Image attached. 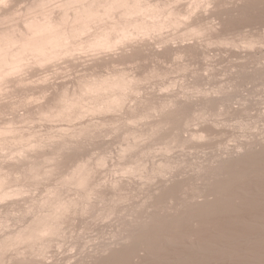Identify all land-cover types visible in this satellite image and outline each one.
Listing matches in <instances>:
<instances>
[{"label": "rangeland", "instance_id": "rangeland-1", "mask_svg": "<svg viewBox=\"0 0 264 264\" xmlns=\"http://www.w3.org/2000/svg\"><path fill=\"white\" fill-rule=\"evenodd\" d=\"M36 1L0 0V32L94 5ZM149 1L162 29L1 81L0 264H264V0ZM122 70L123 106L54 110Z\"/></svg>", "mask_w": 264, "mask_h": 264}, {"label": "bare ground", "instance_id": "bare-ground-1", "mask_svg": "<svg viewBox=\"0 0 264 264\" xmlns=\"http://www.w3.org/2000/svg\"><path fill=\"white\" fill-rule=\"evenodd\" d=\"M38 1H40V3H38L36 1L37 4L38 5L41 4V7L43 8L44 6H42V5H44V4H42V3H44L46 0L44 2H43V0H38ZM68 1L70 2L71 0H68ZM68 1L65 0V2H67V3H68ZM75 1L72 0L71 3L73 4V3H75ZM93 1L91 2L92 4L96 5L97 7L99 5L100 11H101L102 8H103V10L100 12L99 11V7L95 8L94 5H91V7L93 6L92 10H91L90 3H89L90 9H89V7H87L88 3H87V5H85L86 4L85 3L84 5H82L83 9L85 8V10L82 11L81 9H79V10H77L78 11L77 13H76V10H75V12L73 11L74 13H76V15L74 14L75 18L72 16L73 14L69 15L70 17H68L66 22L69 19H72L71 17H73V19L71 20V21H73V23H71V21L69 20L70 26H68L69 22H67V24H66V22L64 21L65 18H63L64 20L62 18L60 20H54L57 16L53 17V20L47 18L48 15H49V12L48 13L46 12L47 11L46 7H48V6H46L45 9H43L41 12L38 10L39 13H41V14L44 13V11L46 10L45 12H46V14H48L47 16L45 14H43V15H45L44 16L45 18H43L42 17L43 15L40 14L41 20L38 19V17H37L38 15H36V14H39V13L36 12V9H35L36 13L33 11V14L35 13V15H36V16L34 15V17H33L34 19L31 17V15L33 16V14L30 15V13H29L30 18H28L29 16L26 14L28 17H25V18H28V19L32 18L31 19L32 21H29L28 19H26L27 24L25 23L24 25L25 26L27 25V26L26 27L24 25H23L24 27L22 26L24 30H21V32L19 31L20 34H16L15 33V32L18 31V30H16V29H18V28H16L18 25H16V26L12 25V27L16 28V29H14V31H15L14 33H13V29L12 30L8 29L9 27H11V25L6 27L10 31H7V29H6V31L0 32V83H1L2 80H5V79L11 80L12 77H13L12 75H14L17 72V71H13V70L17 69L18 67H21L20 70H22L23 69L22 67L24 66L23 64H25V62L27 61L28 58H30V60L32 58L31 61L32 62L34 61L35 64L39 63V65H41V63L43 64L45 62V64H46L47 61H52L53 58L56 59V58H59L60 56H67V55L69 56L70 55V57H71V56H73L72 53L75 54L74 51L77 52V50H79L81 48H84L85 46H89V47L92 46L91 49H93V50L95 48H98L99 50H101V48H104V49L106 48L105 50H107V48H110V50H111V48L112 47L114 48L115 45H117V46L119 44L122 45L121 43H123L122 42L123 40H124V45L127 43L126 40L128 42L130 40V43H131L133 40L131 41L130 37L132 36V38H133L134 37L133 35L138 34V32H141V34L145 33V35L147 33V35H148V33L151 30L155 31L156 29L159 30V28L162 29L161 27H165V25L167 26V24L170 23V22L167 23V21H166L167 18L166 17H165L166 18L165 20L163 19V21L157 22L158 20H160L159 17H161V13H160V16H158V15H157L158 17L156 16L158 18V19H156V17L154 16V12H156V10L155 11L152 10L153 11V15H151V18H152V16H154V18H152V20H150L151 18H149V20H147L148 17H149V15H148L149 13H147V12L151 11V10L150 11L148 10V8L150 9V7L148 5L152 3L149 0H145L146 3H147V1H149V3L147 5L146 4L143 5V3H145V1L143 2L142 0H102V1H107L105 4H104V2H102L100 0L99 3L102 2L103 5L102 4H97L99 0H95L94 3H93ZM141 1L143 3H141ZM65 2H64L63 5H65ZM80 2H82V1H80ZM80 2L78 4L79 8H81L80 5L82 4V3L80 4ZM49 3H50V0H49ZM155 3H157V2H155ZM76 4L77 3H75V5ZM34 5H36V3H34ZM38 5L34 6V8L35 7L38 8L39 7ZM75 5H73V9H75V7H74ZM152 5H153V7H155L154 4H152ZM152 5H150V6L152 7ZM159 5H160V3H159ZM162 5H163V3H162ZM32 6H33V4L31 5V8H32ZM116 6H121L122 7V8L120 7L122 9V11L119 10V12H118L119 16H120V13H121V16H120L121 19H118V20L117 19H115V20L113 19L115 16L118 15V14L116 15V11L115 10H112V11H115V13L112 12L115 15L114 16L112 14V16H114V17L107 16V14H106L107 11H111L110 8L116 7ZM64 8H65V6H64ZM108 8H109V10H108ZM123 8H124V10H123ZM27 9H29V8H27ZM93 9H96V10L94 11ZM155 9H156V7H155ZM28 11L26 13H28ZM30 11H32V10H30ZM168 11H169V9H168ZM62 12H64V11H62ZM139 12H141V13L143 12V14H147L148 15V16L145 15L146 16V20H145V16L143 14L139 13ZM157 12L155 13V15L159 14V12L158 13ZM78 13L79 14L81 13V14L79 15ZM77 14H78V16H77ZM130 14L131 15L140 14L141 17H142V15L144 17L142 18V20H141V18H139V20L138 19L129 20V21L128 20H124L126 18V16H127V19L128 18L130 19L131 18V17H129V16H131ZM177 14H179V12ZM177 14H176V16H177ZM52 15L53 14L51 13V15H49V16H52ZM108 15H110L109 12H108ZM174 15H175V12H174ZM179 15H180V18H181V14H179ZM59 16H61V15L59 14L58 17ZM67 16L68 15H66L65 17H67ZM104 17H106V19H104ZM25 18L22 21H25ZM116 18H119V17H116ZM154 19H156V21ZM105 20H107V21H105ZM109 20H110L111 24L108 23L109 25H107V22H109ZM172 21H174V18H173ZM101 22H103V23L106 22V24L104 25L102 23V25H100L101 29L96 31V29L98 27H100L96 23L100 24ZM155 22H157V23H155ZM63 24H65L67 26H65ZM96 26H98V27L96 28ZM194 26H196V24H194ZM92 27H94V29L95 28L96 29H95V31L93 29V32L91 33ZM3 29H5V28L0 29V31L3 30ZM133 29L136 30V31H133ZM193 29H195L196 31L199 30V28L196 29L194 27H193ZM132 31L135 32V34L131 35ZM84 34L85 35L89 34L90 36H88L86 38H82V37H85V36H83ZM135 36H137V35H135ZM141 36L142 35H140V33H139L137 38L136 37H134V38H136V39L142 38ZM135 43L136 42H134V44ZM93 46H94V48H93ZM133 46H134V49H135L136 45H133V43H132V47ZM28 56H30V57H28ZM30 60H29V62H30ZM29 62L26 63L27 66H28ZM32 62H31L30 65H32L34 63V62L33 63ZM35 64H33V65H35ZM11 72H13V74L11 75L12 77L9 76L11 78L10 79L8 77V75H10ZM115 72L116 73L113 72L110 75H104V76H102V75L101 76L100 75L99 76H97V75L95 76L94 74H93L94 76H92V74L91 75L89 74L90 76L88 75L89 76L88 78H85V80H83V82L78 83V85H76V88H75V86H72V87H74L73 90H72V88H65L66 90L67 89L68 90L71 89V90L70 91L67 90L68 92L65 91L66 93H63V95H61L60 93H59L60 96H58V94L56 95L59 98L58 97H57L58 99L54 98V99L57 100V104L55 106H53V107L56 108L54 110H56V111H75L74 109H76V111H89V110H91V111H100V110H103L104 107L106 108V106H110V105L114 104L112 102L121 103L122 100H125V98L128 100V98L126 96H125V98H123L124 93H125V91H129L130 92L131 90H129V89H132V86L135 83H137V80L135 79L136 81L133 84L132 81L134 79L133 78L134 76L132 77L131 74H126L127 72H125L123 70L119 71V72L118 71H115ZM6 82H4V83H6ZM2 83H3V81H2ZM1 86L2 85L0 84V88H1ZM2 88H4V87H2ZM136 89L133 90V91H136ZM1 91H2V89H1ZM131 94H133V92ZM85 100H88L86 102V104L89 101H91L90 102L91 104H89V106H87V108L85 107V102H84ZM83 102H84V105H83ZM124 102H122V103H124ZM106 103H108V105ZM165 103H163V104L165 105ZM173 104H171V105H173ZM51 105H50V107H51ZM122 106H123V104H122ZM160 106H162V105H160ZM160 106H157V107H160ZM166 106L167 105H165V108H166ZM174 106H175V104H174ZM50 107L49 108L47 107V110L50 109V111H52L53 108L52 107L50 108ZM77 107L79 109L82 108V109H85V110H82V109L79 110V109H77ZM101 108H103V109H101ZM154 108H151V110H153ZM160 108L158 109L159 111H160ZM148 109H149V107H148ZM154 110L158 111L157 108L154 109ZM162 110L163 109H161V111ZM144 111H146V108H145ZM4 193L6 195L8 194L6 191ZM3 195H1V196H3ZM39 230L43 231V229H41V228Z\"/></svg>", "mask_w": 264, "mask_h": 264}]
</instances>
